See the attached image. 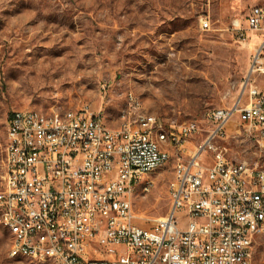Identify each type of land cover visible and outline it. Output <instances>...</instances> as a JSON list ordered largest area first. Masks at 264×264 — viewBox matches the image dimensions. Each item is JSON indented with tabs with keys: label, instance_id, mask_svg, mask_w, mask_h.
<instances>
[{
	"label": "built area",
	"instance_id": "2783aa9c",
	"mask_svg": "<svg viewBox=\"0 0 264 264\" xmlns=\"http://www.w3.org/2000/svg\"><path fill=\"white\" fill-rule=\"evenodd\" d=\"M239 41L255 38L241 97L229 108L206 113L212 124L200 132L193 121L179 124L142 115L127 95L121 122L108 127L85 108L13 110L6 124L0 188V223L18 231L11 257L32 253L51 264H251L252 243L264 234V5L254 6ZM200 29L209 22L200 17ZM234 113L258 159L230 160L216 144ZM152 130L169 131L176 150L170 206L150 226L135 223L127 192L169 159L153 147ZM122 251L120 252V250Z\"/></svg>",
	"mask_w": 264,
	"mask_h": 264
},
{
	"label": "rangeland",
	"instance_id": "374dc122",
	"mask_svg": "<svg viewBox=\"0 0 264 264\" xmlns=\"http://www.w3.org/2000/svg\"><path fill=\"white\" fill-rule=\"evenodd\" d=\"M264 0H0V188L6 124L13 110L85 108L110 128L121 122L127 95L142 113L164 123H197L192 149L212 128L206 113L240 99L253 46L234 28ZM205 17L208 29L199 28ZM250 41H255L250 37ZM258 85L264 79L256 77ZM240 115L216 144L230 160L254 162ZM150 174L148 191L134 188L135 223L150 226L170 206L176 150ZM145 179V178H143ZM10 236L0 225V264H51L8 254ZM122 249L120 250V252ZM251 264H264V234L252 243Z\"/></svg>",
	"mask_w": 264,
	"mask_h": 264
},
{
	"label": "bare ground",
	"instance_id": "6f19581e",
	"mask_svg": "<svg viewBox=\"0 0 264 264\" xmlns=\"http://www.w3.org/2000/svg\"><path fill=\"white\" fill-rule=\"evenodd\" d=\"M129 98L135 102L136 106H139L138 101L136 99H134L132 97V95H129ZM142 115H149V113H142ZM100 121H102L101 118H100ZM165 138H169V131H162V130H152L151 131V140H152L153 147H163L165 145ZM173 174L175 176V165H174ZM139 183H141L140 188L143 191H148L151 187V184H149V178H145V179L138 178V179H136L134 181V188ZM134 188H133V192H127V204H132V198L134 195ZM0 225L3 226L9 233V236H10L9 250H16L17 242H18V231H17V229L14 226H11L7 223H0ZM20 257H28V258L34 259V255L32 253L20 254ZM38 261H45V262L50 263V261L47 259H38Z\"/></svg>",
	"mask_w": 264,
	"mask_h": 264
},
{
	"label": "crops",
	"instance_id": "0c3cea01",
	"mask_svg": "<svg viewBox=\"0 0 264 264\" xmlns=\"http://www.w3.org/2000/svg\"><path fill=\"white\" fill-rule=\"evenodd\" d=\"M246 42H248V41H246ZM249 43H250L251 46H253V48H254V46H255V41L253 42V41H250V39H249Z\"/></svg>",
	"mask_w": 264,
	"mask_h": 264
}]
</instances>
